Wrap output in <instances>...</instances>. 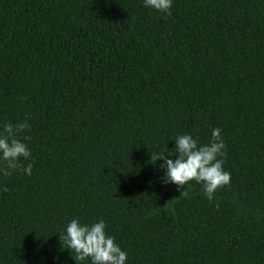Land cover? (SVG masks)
I'll use <instances>...</instances> for the list:
<instances>
[{
    "label": "trees",
    "instance_id": "obj_1",
    "mask_svg": "<svg viewBox=\"0 0 264 264\" xmlns=\"http://www.w3.org/2000/svg\"><path fill=\"white\" fill-rule=\"evenodd\" d=\"M170 11L0 0V130L27 119L33 164L0 175V264H76L59 241L73 218L103 219L126 264H264V0ZM213 128L231 182L180 196L151 153Z\"/></svg>",
    "mask_w": 264,
    "mask_h": 264
},
{
    "label": "clouds",
    "instance_id": "obj_2",
    "mask_svg": "<svg viewBox=\"0 0 264 264\" xmlns=\"http://www.w3.org/2000/svg\"><path fill=\"white\" fill-rule=\"evenodd\" d=\"M172 0H144V7L163 13L164 18L171 15ZM30 130L27 119L15 124H3L0 130V175L11 176L15 171H23L31 175L33 164L30 162L31 151L27 143L31 139L22 135ZM175 146L165 154L151 153L150 162L153 164L159 159L160 167L165 169L163 182L172 183L182 189L180 196L187 197L185 185L191 181L202 184L204 195L211 203L215 192L231 182L230 172L224 169L227 156L226 144L219 128H213L208 143L198 145V141L190 134L175 137ZM175 155V159L169 156ZM23 160L29 161L26 165ZM7 187L3 191H7ZM215 207L219 208V204ZM103 219L82 224L79 218H73L67 223L64 231L59 232L60 244L70 250L76 264L89 260L90 264H126L127 253L115 242V238L105 231Z\"/></svg>",
    "mask_w": 264,
    "mask_h": 264
}]
</instances>
